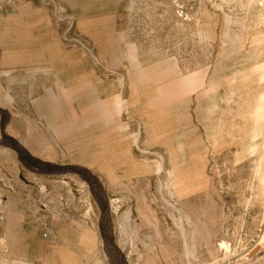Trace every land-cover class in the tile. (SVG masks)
<instances>
[{"label": "rangeland", "instance_id": "1", "mask_svg": "<svg viewBox=\"0 0 264 264\" xmlns=\"http://www.w3.org/2000/svg\"><path fill=\"white\" fill-rule=\"evenodd\" d=\"M0 110V264H264V0H0Z\"/></svg>", "mask_w": 264, "mask_h": 264}, {"label": "water", "instance_id": "2", "mask_svg": "<svg viewBox=\"0 0 264 264\" xmlns=\"http://www.w3.org/2000/svg\"><path fill=\"white\" fill-rule=\"evenodd\" d=\"M0 113H1V115L4 117V112H2V111L0 110ZM4 136H5V135H4ZM3 138H4V137H3ZM7 145H9L12 149H14V150L17 152L19 158H20L25 164H29V163H26L24 160H28L29 162H31V164H29V165H33V166H37V167H40L41 165H43V163H46V162H43V161H41V160H39V159H37V158L31 156L29 153L27 154V153H24V152L20 151L15 145H12V144H7ZM46 164H49V166H51L52 168H54V171H56V172L69 171V172H74V173L78 174V175H79L83 180H85V181L91 186V188L93 189V187H92V185H91L92 181L84 175V171H83L84 168H81V167H78V166H70V165H68V166H59V165H54V164H50V163H46ZM40 168H41V167H40ZM93 191H94V193H95V195H96L97 201H98L99 206H100V208H101V212H102V218H101V221H102L103 218L106 219V217H107V207H106V205H107V201H106V205H105V206L101 205V203H100V201H99L98 193H97L94 189H93ZM105 194H106V193H105ZM104 196H105V195H104ZM105 200H106V199H105ZM102 235H103V233H102ZM103 239H104V241L106 240V237H105L104 235H103ZM108 240H109V242H112L110 238H109ZM112 247L115 248V249H117V250L121 253V251L119 250V248H118L115 244H112ZM121 256H122V258H123V260H124V264H126L125 259H124L123 255H122V253H121Z\"/></svg>", "mask_w": 264, "mask_h": 264}, {"label": "bare ground", "instance_id": "3", "mask_svg": "<svg viewBox=\"0 0 264 264\" xmlns=\"http://www.w3.org/2000/svg\"><path fill=\"white\" fill-rule=\"evenodd\" d=\"M5 144H8L7 142H4ZM12 144H14L13 142H12ZM40 167H42V168H45V169H54V168H52L51 166H49V165H47V164H44L43 163V165H41Z\"/></svg>", "mask_w": 264, "mask_h": 264}]
</instances>
